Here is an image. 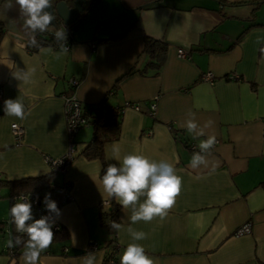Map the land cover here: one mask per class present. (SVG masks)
<instances>
[{
  "label": "crops",
  "instance_id": "obj_1",
  "mask_svg": "<svg viewBox=\"0 0 264 264\" xmlns=\"http://www.w3.org/2000/svg\"><path fill=\"white\" fill-rule=\"evenodd\" d=\"M261 23L264 0H95L57 59L59 47L32 50L19 6L13 0L7 8L0 0L1 176L44 175L50 167L43 156L68 151L64 94L72 92L84 111L104 98L118 108L126 102L139 106L121 109L117 132L104 142L107 164L119 166L113 152L118 144L121 159L142 154L166 160L182 177L181 193L164 220L132 224L131 208L118 204L121 229L109 234L97 216L100 203L110 199L101 185V161L81 153L93 125L80 126L72 137L71 162L52 180L68 194L58 207L61 215H55L66 235L53 240L38 264H83L89 253L94 264H104L112 251L120 264L132 242L129 226L148 234L137 243L154 264H264V53L256 43L264 37ZM144 35L167 42L164 61L157 73L150 68L128 73L145 63ZM178 48L186 55L179 56ZM29 68L36 71L28 82L14 78V72ZM206 72L211 81L203 78ZM72 78L78 82L70 92ZM16 98L25 105L23 120L3 111L4 101ZM189 110L201 126L214 122L205 136L194 138L181 127ZM13 122L24 128L18 144ZM208 135L217 139L209 165L192 169V154ZM213 163L218 167L209 174ZM244 222L250 231L235 235ZM111 235L115 246L107 243ZM91 241L97 247L87 251ZM5 244L0 264H24L23 253L14 261Z\"/></svg>",
  "mask_w": 264,
  "mask_h": 264
},
{
  "label": "clouds",
  "instance_id": "obj_2",
  "mask_svg": "<svg viewBox=\"0 0 264 264\" xmlns=\"http://www.w3.org/2000/svg\"><path fill=\"white\" fill-rule=\"evenodd\" d=\"M19 6L20 17L23 21L22 27L29 34L28 44L32 47H39L35 34L49 30L51 22L56 19L54 12L47 9L53 7L52 0H14ZM7 8L13 7V0H6ZM55 41L58 42L60 52L56 58L59 59L62 53L67 52L65 41L67 39L66 30L62 27L54 33ZM256 43L261 45L260 52L264 53V37H257ZM43 50V49H42ZM50 50V48H49ZM35 68L17 70L13 73L14 78L28 82L35 73ZM4 113L6 116H14L20 120L26 118L24 103L19 99H6L4 101ZM189 119H186L182 128L191 133L194 138L206 135V129L214 123L209 120L203 126L196 121L195 113L189 110ZM217 143L215 135H208L207 139L198 145L200 151L194 152L191 157L190 167L197 169L201 165L208 167V156H211V149ZM120 147L114 145L113 152L116 164H108L102 175L101 185L103 193L109 198H114L122 208H131V223L151 222L155 218L164 220L169 210H171L176 198L182 189V177L177 174L175 166L166 161H156L142 154H126L120 158ZM218 164L213 163L210 173L215 172ZM43 203L46 210L55 213L57 217L61 215L57 203L51 199V194L46 193ZM10 223L15 226V231L26 234L16 235L7 241L8 247L24 245L22 259L24 264H38L41 253L48 249L54 238L53 223L48 216L34 219L32 203L27 197L18 199L9 210ZM32 221L31 223H28ZM111 228L119 231L121 225L113 221ZM132 242L129 243L120 256V264H154L153 259L146 253L144 246L138 241L148 238V234L137 231L129 226L127 229ZM95 256L91 253L83 257V264H94Z\"/></svg>",
  "mask_w": 264,
  "mask_h": 264
},
{
  "label": "trees",
  "instance_id": "obj_3",
  "mask_svg": "<svg viewBox=\"0 0 264 264\" xmlns=\"http://www.w3.org/2000/svg\"><path fill=\"white\" fill-rule=\"evenodd\" d=\"M94 2L95 0H90L89 3L86 4L83 12L80 14L77 21L73 24V29L81 23L85 13L89 10L90 6ZM260 25H264V23H261ZM62 27L66 30L67 33V39L65 41V44L67 46L70 45L72 41L73 29H70V26H65L58 17L55 20L53 30L49 29L46 32H37L35 34L39 45H51L54 47H59L58 42L55 41L53 33ZM240 36L241 34L236 38V40H238ZM167 45V42L161 38H154L148 35H144L142 52H145L147 56L145 63L143 67L132 68L128 73L134 71L144 73L145 70L148 68L153 69L155 71L154 73H157L164 61ZM31 48L32 50H34L37 47L31 46ZM76 81L78 82V80ZM74 87V85H70L69 91L71 92ZM81 110L82 115L87 118V123L90 122L93 125L92 135L89 140L85 143V146L82 149L81 153L87 158H97L101 161L102 166L100 170V175L102 177L104 171L108 166V164L103 158L104 142L107 139V135L114 134L115 132H117L120 122L119 116L121 113L118 107H114L108 104L105 101V98L102 99L98 104L92 106L90 111H84L82 107ZM57 172L58 171L56 170L50 169L49 172L44 175L34 177H23L14 180L7 179L6 177L1 176L0 174V194L1 190H5L3 196L8 198L10 204V197L14 194L24 193L28 191H37L41 199L44 194L53 193L54 201L59 207L60 203H62V201L67 197H63V194L59 192V188L64 187V184H55V182L52 181L54 175ZM11 207L12 205L10 204L9 208ZM118 208L119 205L115 201V199L110 198L109 204L107 206H100V209L98 211L97 216L99 224L105 227L109 234H114L115 232V229L111 228V224L113 223V221H115L116 223L119 222ZM44 211V216H48L50 222H52L53 224L58 223L57 228L52 229L54 232L53 240L63 238L66 235V230L61 223L56 221L55 213H50L46 209H44ZM9 221L10 216L7 219L0 220V226L2 228L1 230L3 233L7 234V241L11 238L10 236H8V233L6 231V227H11ZM23 239L26 241L27 235H23ZM7 241L5 244L4 252L15 261L17 260V257L24 252V245L21 244L19 246L10 248L7 245ZM107 243L115 246L113 235H111V237L107 240ZM14 264H18L17 261H15Z\"/></svg>",
  "mask_w": 264,
  "mask_h": 264
},
{
  "label": "built area",
  "instance_id": "obj_4",
  "mask_svg": "<svg viewBox=\"0 0 264 264\" xmlns=\"http://www.w3.org/2000/svg\"><path fill=\"white\" fill-rule=\"evenodd\" d=\"M68 48V46L66 45ZM177 54L179 56H185L186 51L183 48H178L177 49ZM203 78L206 80L211 81L213 79L212 73L211 72H206L203 75ZM69 84L76 85L77 81L75 79H70ZM1 96V94H0ZM64 106H65V120H66V128L68 131V136H69V148L66 153H64L61 156L58 157H53L50 155L45 154L43 157L50 167V169L56 170L58 172H63L65 171L66 167L68 164L71 162L73 158V134L77 131V129L87 123V118L82 115V110H81V104L79 100L75 97V95L71 92L70 94H64ZM130 106L135 110H139V106L135 103L131 102H126L123 107ZM123 107H119V110L121 112V109ZM150 111L154 110L155 104L154 102H150L149 104ZM10 131L13 137V140L16 144L20 143L22 141V137L24 134V128L20 124L13 122L10 124ZM193 150L194 147L192 146ZM194 152H199V151H194ZM193 152V153H194ZM59 192L63 194V197H68L67 191L64 187L59 188ZM27 197L29 201L32 203V212H33V217L34 219H40L42 216H44V207L42 206V200L40 199L39 193L37 191H28L24 193H18L14 194L10 197V204L13 206L17 200L23 199ZM109 204V200H103L100 203V206H107ZM32 221H29L28 223H31ZM11 227L7 228L6 231L8 233V236L11 238L16 235H26V234H20L15 231V226L10 223ZM13 225V226H12ZM58 223L53 224V229L57 228ZM250 231V224L249 222H244L241 224L236 230H235V235H243L247 232ZM97 247V242L96 241H91L88 246H87V251L93 250ZM104 264H119L114 257L113 251L104 259Z\"/></svg>",
  "mask_w": 264,
  "mask_h": 264
},
{
  "label": "water",
  "instance_id": "obj_5",
  "mask_svg": "<svg viewBox=\"0 0 264 264\" xmlns=\"http://www.w3.org/2000/svg\"><path fill=\"white\" fill-rule=\"evenodd\" d=\"M86 4L87 0H52L53 7L47 10L54 12L65 26H70V29H73V24L83 12ZM54 24L55 20L51 22L50 26Z\"/></svg>",
  "mask_w": 264,
  "mask_h": 264
},
{
  "label": "rangeland",
  "instance_id": "obj_6",
  "mask_svg": "<svg viewBox=\"0 0 264 264\" xmlns=\"http://www.w3.org/2000/svg\"><path fill=\"white\" fill-rule=\"evenodd\" d=\"M50 28H52L50 26ZM61 172H57V175L56 176H59ZM56 179H59V178H56ZM3 193L4 191L1 190V194H0V220L2 219H7L9 217V200L7 197H4L3 196ZM44 196L45 194L43 195V198H42V206L44 207V209H46L44 203H43V200H44ZM52 199V197H51ZM1 226H0V246L2 244H5V242L7 241V234L3 233L2 230H1Z\"/></svg>",
  "mask_w": 264,
  "mask_h": 264
}]
</instances>
